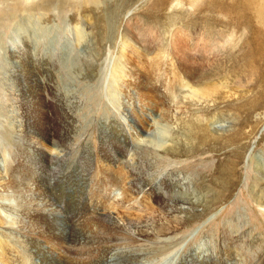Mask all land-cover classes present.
Here are the masks:
<instances>
[{"label": "rangeland", "instance_id": "374dc122", "mask_svg": "<svg viewBox=\"0 0 264 264\" xmlns=\"http://www.w3.org/2000/svg\"><path fill=\"white\" fill-rule=\"evenodd\" d=\"M263 11L261 0H0V236L7 222L12 264H264L251 190L264 165V70L250 62ZM132 43L173 56L174 44L205 43L195 86L215 95L176 111L156 81L166 102L141 92L133 70L117 74ZM126 191L132 211L118 205ZM101 200L117 214L97 217Z\"/></svg>", "mask_w": 264, "mask_h": 264}, {"label": "bare ground", "instance_id": "6f19581e", "mask_svg": "<svg viewBox=\"0 0 264 264\" xmlns=\"http://www.w3.org/2000/svg\"><path fill=\"white\" fill-rule=\"evenodd\" d=\"M48 1V0H47ZM56 1V0H55ZM85 1H89V0H85ZM92 1V0H91ZM97 0H93V3L94 2H96ZM61 2V1H60ZM259 2V1H258ZM262 2H263V0H261V6H263L262 5ZM46 3V2H45ZM41 4V3H40ZM47 4V3H46ZM67 4V3H66ZM38 5V4H37ZM59 5V4H58ZM44 6V5H43ZM47 6H51V3H49V5H47ZM47 6H45V7H47ZM54 6V5H53ZM62 6H63V4H62ZM66 5H64V7H65ZM60 7H61V4H60ZM59 8V7H58ZM70 8V7H69ZM46 9V8H45ZM264 12V11H263ZM13 15V13H10V14H8V16H12ZM260 15V14H259ZM261 17V16H260ZM139 29V28H138ZM143 29V28H142ZM256 32V31H255ZM130 34V33H129ZM256 35H258V36H260V35H262V34H257L256 33ZM129 36V35H128ZM248 39V38H247ZM143 42V41H142ZM126 43H125V47H126ZM200 45V44H199ZM198 44H194V47H193V49H188V48H186V44L185 45H179V44H174L173 46H172V48H173V50L175 51V56H173L171 53H170V51H161V49L160 48H158L157 46H152V45H148V46H145V45H143V44H139V43H132V44H130V45H128L127 46V49H129V53H130V55H131V57H130V60H129V62H128V60L125 62V63H119V66H117V74L119 75V77H123L125 74H126V76L129 74V72H130V69L131 70H133L134 72L132 73L133 75H135L136 77H135V80H136V87H137V89L138 90H140L141 92H144V93H149V94H151V96L153 97V98H157V99H160V101L163 103L164 101L166 102V100L164 99V96H162L161 98L160 97H158L159 95H158V92L157 91H155V90H153L150 86H149V81H156L158 84H159V86L161 87V88H163L164 90H165V92H166V94L168 95L166 98H167V100H168V98H170V99H172V101H173V104L175 105V109L174 110H176V111H179L180 110V104H181V102H179L180 101V99L181 100H187V99H194V100H196V101H206V100H208L209 98L211 99L212 98V96L213 95H215V91H216V86H210V85H206V86H200V87H196L195 86V84H196V82L198 81V79L201 77V75H202V69H203V66H201V63H204V59H205V57H206V55H207V49L205 48L206 46H205V43H204V45H200L199 46ZM124 47V48H125ZM123 48V47H122ZM171 48V49H172ZM208 48H209V46H208ZM250 48H254V53H253V57H251L250 58V62H253V61H255L256 59L260 62L261 61V67L263 68V70H264V42H258V43H256V44H254V45H252V47H250ZM206 49V50H205ZM123 50H126V49H123ZM189 51V53H187ZM196 51V53H194V54H196V56H197V59H195L194 58V56H192V57H190L191 56V52H195ZM124 52H126V51H124ZM210 52H211V50H210ZM212 53V52H211ZM187 54H189V55H187ZM19 56V55H18ZM210 56V55H209ZM121 57H122V55H121ZM206 60V59H205ZM260 67V68H261ZM127 68V69H126ZM127 70H129V72L127 71ZM131 73V72H130ZM129 76V75H128ZM134 78V77H133ZM130 82V81H129ZM149 82V83H148ZM131 83V82H130ZM182 92H184V94H181ZM40 112V111H39ZM178 113V112H177ZM47 136H49V135H47ZM32 140V139H31ZM42 143V142H41ZM20 145V144H19ZM120 147V146H119ZM49 148V147H48ZM38 149V148H37ZM106 150V149H105ZM41 151V150H40ZM113 151V150H112ZM110 153V152H109ZM45 154V153H44ZM47 155H49V154H47ZM112 155V154H111ZM122 155V154H121ZM113 156H115V155H113ZM41 157V156H40ZM29 159V158H28ZM27 159V160H28ZM31 159V158H30ZM49 159V158H48ZM44 163V162H43ZM37 164H38V162H37ZM108 167V166H107ZM256 168H254V171H255V178L253 179V186H252V192H253V195H254V198L256 199V202L259 204V205H262V206H264V188L263 187H261L260 185H262V186H264V165L263 164H258V166H255ZM32 168H33V166H32ZM48 169V168H47ZM112 170V169H111ZM45 171V170H44ZM50 171V170H49ZM85 172V171H84ZM118 172V171H117ZM0 173H1V177H2V173H3V171H1L0 170ZM101 173V172H100ZM109 173V172H108ZM112 173H113V171H112ZM29 174V173H28ZM43 174V173H42ZM113 175V174H112ZM5 176V175H4ZM24 176V175H23ZM52 176V175H51ZM82 176V175H81ZM102 176V175H101ZM122 176V175H121ZM121 176H118V178H117V174H116V179H117V181H121L122 180V178L123 177H121ZM24 177H26V176H24ZM48 177V176H47ZM77 177V176H76ZM107 177V176H106ZM3 178H5V177H3ZM51 178V177H50ZM101 178V177H100ZM104 178V177H103ZM112 178H114V177H112ZM114 178V179H115ZM2 179V178H1ZM9 179V178H8ZM13 179V178H12ZM164 181H163V183H165V185L166 186H168V185H170L171 184V181L170 180H167L166 178H162ZM6 180V179H5ZM4 180V181H5ZM108 180V179H107ZM3 181V182H4ZM10 182H12V181H10ZM15 182V181H14ZM21 182V181H20ZM86 182V181H85ZM5 183H7V182H5ZM16 183V182H15ZM118 183H121V182H118ZM13 184V183H12ZM36 184V183H35ZM108 184H110V183H108ZM106 185V184H105ZM124 185V184H123ZM139 185V184H138ZM257 185H258V187H259V189L260 190H256V187H257ZM3 186V185H2ZM14 186V185H13ZM19 186V185H18ZM113 186V185H112ZM122 186V185H121ZM5 187V186H4ZM10 187V186H9ZM103 188V190L102 191H104V189H106V188H104V186H102ZM115 187V186H114ZM144 187V186H143ZM176 187V186H175ZM7 188V187H6ZM12 188V187H11ZM88 188V187H87ZM95 188H96V185H95ZM94 188V189H95ZM144 188H146V186L144 187ZM144 188H142L141 190H140V192H143L144 191ZM4 189V188H3ZM9 189V188H8ZM12 189H14V188H12ZM17 189V188H16ZM91 189V188H90ZM93 189V188H92ZM100 188L98 187L97 188V190H99ZM15 190V189H14ZM82 190V189H81ZM87 190V189H86ZM112 190H114V189H112ZM148 190L149 191H153L154 190V187L152 188V187H150V188H148ZM2 191V190H1ZM0 191V192H1ZM96 191V190H95ZM100 191V190H99ZM99 191H97L95 194H96V196H97V199L99 198H101V195H100V193H99ZM125 191V190H124ZM89 192H91V191H89ZM94 192V191H93ZM127 193H126V195L128 196H124V200L122 199V201H120V202H118V205L120 206V207H122L123 209H128V208H130L133 204H131L132 203V199H133V193H132V191H131V194L128 192V191H126ZM136 192V191H135ZM134 192V193H135ZM138 192H139V190H138ZM85 193V192H84ZM108 193V192H107ZM23 194V193H22ZM82 194V193H81ZM88 194V193H87ZM95 194L93 195V196H95ZM162 194V193H161ZM165 194V193H164ZM85 195V194H84ZM92 195V194H91ZM90 195V196H91ZM151 195H153V194H151ZM164 196V195H163ZM153 197L155 198V199H157L154 195H153ZM69 198V197H68ZM146 198V197H145ZM148 198H149V196H148ZM170 198V197H169ZM182 198V197H181ZM94 199V198H93ZM106 199H108L107 198V196H106ZM110 199V198H109ZM153 199V198H152ZM165 199V198H164ZM95 200V199H94ZM137 200V199H136ZM151 200V199H150ZM160 200V199H159ZM173 200V199H172ZM135 201V200H134ZM181 201V200H180ZM179 201V202H180ZM262 201V202H261ZM93 202V201H92ZM106 202V200H104V202H103V205H104V203ZM131 202V203H130ZM137 202V201H136ZM143 202H144V200H143ZM188 202V200H182V203H187ZM96 203H98V202H96ZM165 203V202H164ZM177 203V202H176ZM41 204V203H40ZM106 204V203H105ZM116 204V203H115ZM146 204V203H145ZM155 204V203H154ZM160 204V203H159ZM161 204H163V203H161ZM102 205V200H101V204H100V206L99 205H97V206H99V208H97L98 209V211H97V217L99 216V214H100V212L101 211H104V210H109L110 211V209H114L115 208V206H111V204L110 205H105V206H103ZM114 205V204H113ZM117 205V206H118ZM151 205V204H150ZM165 205V204H164ZM39 206V205H38ZM44 206V205H43ZM42 206V207H43ZM89 206V205H88ZM111 206V207H110ZM138 206V205H137ZM147 206H148V204H147ZM163 206V205H162ZM40 207V206H39ZM46 207V206H45ZM96 207V206H95ZM164 207V206H163ZM131 208H133V206L131 207ZM130 208V209H131ZM136 208V207H135ZM134 208V209H135ZM138 208V207H137ZM147 208V207H146ZM155 208V207H154ZM165 208V207H164ZM170 208V207H169ZM38 209V208H37ZM44 209V208H43ZM122 209V213L124 214V210ZM140 209V208H139ZM115 211H116V209H114ZM113 210V211H114ZM120 209H119V207H118V211H119ZM133 209H131V211H132ZM160 210V209H159ZM164 210V209H163ZM162 210V211H163ZM38 211V210H37ZM40 211V210H39ZM44 211H47L46 210V208H45V210ZM94 211H96V210H94ZM112 211V212H113ZM114 211V212H115ZM117 211V212H118ZM128 211H129V209H128ZM140 211V210H139ZM155 211H156V209H155ZM108 212V211H107ZM120 212H121V210H120ZM134 212H136V211H134ZM160 212V211H159ZM165 212V211H164ZM164 212H162V213H164ZM41 213V212H40ZM48 213H49V211H48ZM52 214H53V212H51ZM50 213V214H51ZM103 213V212H102ZM105 213V212H104ZM116 213V212H115ZM114 213V214H115ZM143 213V212H142ZM152 213V212H151ZM161 213V214H162ZM58 214V213H57ZM61 214V213H60ZM94 213H93V216L95 215ZM106 214V213H105ZM111 214H113V213H110V215ZM117 214V213H116ZM128 214H129V212H128ZM127 213H126V215L127 216H130V215H128ZM135 214H137V213H134V215L133 216H135ZM139 214V213H138ZM155 214V213H154ZM156 214H159V213H156ZM165 214V213H164ZM173 214V213H172ZM179 214V213H178ZM181 214V213H180ZM59 215V214H58ZM88 215V214H87ZM119 215H120V213H119ZM145 215V214H144ZM149 215V214H148ZM160 215V214H159ZM166 215V214H165ZM164 215V216H165ZM175 215H177V214H175ZM2 216V215H1ZM93 216H92V220H93ZM114 216V215H113ZM117 216V215H116ZM163 216V215H162ZM169 216H171V217H173L172 215H169ZM42 217V216H41ZM49 217V216H48ZM55 217V216H54ZM100 217H102V215L100 216ZM106 217H107V215H106ZM117 217H120V216H117ZM166 217V216H165ZM164 217V218H165ZM1 218V217H0ZM50 218V217H49ZM46 219H47V217H46ZM85 219V218H84ZM106 219H110V218H106ZM177 219V218H176ZM92 220H89V221H91L92 222ZM152 220V219H151ZM156 220V219H155ZM161 220V219H160ZM165 220H167L166 218H165ZM185 220V219H184ZM183 220V221H184ZM58 221V220H57ZM63 221V220H62ZM129 221V220H128ZM178 221V220H177ZM51 222V221H50ZM61 222V221H60ZM95 222H97L98 223V221L96 220ZM100 222V221H99ZM115 222V221H114ZM117 222V221H116ZM115 222V224H117ZM123 222V221H122ZM131 222V221H130ZM154 222V221H153ZM152 222V223H153ZM68 223V222H67ZM83 223H85V222H83ZM87 223H88V221H86V223H85V225H87ZM92 223H94V222H92ZM96 223V225H98ZM104 223V222H103ZM133 223V222H132ZM155 223V222H154ZM162 223H164L163 221H162ZM175 223H176V221H175ZM181 223H183V222H181ZM180 223V224H181ZM2 224V222L0 223V225ZM6 224H7V222H6ZM5 224V225H6ZM60 224V223H59ZM89 224H90V222H89ZM125 224V223H124ZM155 224H157V223H155ZM3 225V224H2ZM5 225L3 226V228L5 229V231H4V233H3V235H2V237L0 236V260H1V263L2 264H12V261H14V260H16V259H14V254H16V252H18L19 251V248H16L15 247V245H14V242H13V240L11 239V237L9 236V234H8V230L10 229V228H8V227H5ZM94 225H95V223H94ZM95 225V226H96ZM114 225V224H113ZM129 225V224H128ZM164 225V224H163ZM166 225V224H165ZM175 225V224H174ZM179 225V224H178ZM42 226V225H41ZM99 226V225H98ZM98 226H97V228H98ZM102 226L103 225H101V229H102ZM108 226V225H107ZM112 226V225H111ZM169 227H170V225H168ZM172 226H173V224H172ZM2 227V226H1ZM120 227V226H119ZM134 227H136V226H134ZM148 227V226H147ZM164 227V226H163ZM176 227V226H175ZM66 228V227H65ZM96 228V227H95ZM107 228V227H106ZM105 228V229H106ZM128 228V227H127ZM130 228V227H129ZM172 228V227H171ZM8 229V230H7ZM41 229V228H40ZM60 229H61V227H60ZM63 229V228H62ZM100 229V228H99ZM113 229H116V228H114L113 227ZM118 229H120V228H118ZM126 229V228H125ZM135 229V228H134ZM143 229V228H142ZM175 229V228H174ZM229 229V228H228ZM52 230V229H51ZM63 231V230H62ZM61 231V232H62ZM99 231V230H98ZM102 231V230H101ZM107 231V230H106ZM105 230H104V232H106ZM111 231H112V229H111ZM119 231H121V230H119ZM145 231V230H144ZM163 231V230H162ZM171 231V230H170ZM48 232V231H47ZM89 232V231H88ZM100 232V231H99ZM110 232V231H109ZM118 232V231H117ZM143 232V231H142ZM54 233V232H53ZM52 233V234H53ZM56 233V232H55ZM54 233V234H55ZM60 233V232H59ZM110 233H113V232H110ZM141 233V232H140ZM63 235H64V233H62ZM97 234H99V233H97ZM132 234V233H131ZM138 234V233H137ZM229 234V233H228ZM66 235V234H65ZM64 235V236H65ZM107 235H109V234H107ZM111 235V234H110ZM169 235V234H168ZM56 236V235H55ZM54 236V237H55ZM78 236V235H77ZM95 236V235H94ZM104 236H106V235H104ZM113 236V235H112ZM112 236H111V238H112ZM151 236V235H150ZM162 236V235H161ZM91 237V236H90ZM99 237V236H98ZM117 237V236H116ZM140 237V236H139ZM75 238H77V237H75ZM79 238H80V236H79ZM83 238V237H82ZM103 238V237H102ZM101 238V239H102ZM105 238V237H104ZM62 239V238H61ZM81 239V238H80ZM85 239H87V238H85ZM93 239V238H92ZM99 239V238H98ZM114 239L116 240V238L114 237ZM142 239V238H141ZM100 240V239H99ZM103 240V239H102ZM147 240V239H146ZM150 240V239H149ZM153 239H151L150 241H152ZM57 241V240H56ZM62 241V240H61ZM90 241V240H89ZM93 241H95V240H93ZM97 242H99L98 240H96ZM148 241V240H147ZM155 241V240H154ZM162 241V240H161ZM77 242V241H76ZM85 242H86V240H85ZM102 242V241H101ZM100 242V243H101ZM106 242H109V241H106ZM113 242V241H112ZM64 242H62V244H63ZM87 243V242H86ZM90 243V242H89ZM89 243H87L88 245H90ZM104 243V242H103ZM110 243V242H109ZM114 243H115V241H114ZM153 243V242H152ZM156 243V242H155ZM71 244H73V243H71ZM81 244V243H80ZM83 244V243H82ZM91 244H92V242H91ZM102 244V243H101ZM65 245V244H64ZM112 245V244H111ZM58 246V245H57ZM82 246V245H81ZM91 246V245H90ZM93 246H96V245H94L93 244ZM99 245H97V247H98ZM239 247V246H238ZM23 248H24V246H23ZM65 248H66V246H65ZM70 248H71V246H70ZM88 248H89V246H88ZM95 248V247H94ZM229 248H230V246H229ZM32 249V248H31ZM34 249V248H33ZM61 249V248H60ZM72 249V248H71ZM73 249H76V248H73ZM82 249V248H81ZM84 249V248H83ZM85 249H86V246H85ZM84 249V250H85ZM91 249V248H90ZM28 250H29V248H28ZM68 250V249H67ZM83 250V251H84ZM92 250V249H91ZM90 250V251H91ZM94 250V249H93ZM27 251V250H26ZM29 251H31V250H29ZM66 251V250H65ZM64 251V252H65ZM35 252V251H34ZM67 252V251H66ZM86 252V251H85ZM89 251H87V253H88ZM61 253V252H60ZM89 254V253H88ZM92 254H94V253H92ZM48 255V254H47ZM37 256V255H36ZM197 256V255H196ZM175 258H176V256H175ZM196 258L197 257H195L194 255H191V256H189V261H188V264H197V260H196ZM14 259V260H13ZM26 259V258H25ZM49 259V258H48ZM62 259V258H61ZM187 259V260H188ZM82 260V259H81ZM81 260H80V262H81ZM33 261H35V260H33ZM43 261V260H42ZM46 261V260H45ZM83 261V260H82ZM169 261V260H168ZM25 262V261H24ZM41 262V261H40ZM135 262V261H134ZM23 263V262H22ZM25 263H28V262H25ZM46 263V262H45ZM44 263V264H45ZM53 263V262H52ZM55 263V262H54ZM61 263V262H60ZM73 263V262H72ZM77 263V262H76ZM133 263V262H132ZM165 263V262H164ZM21 264V263H20ZM63 264V263H62ZM135 264V263H134Z\"/></svg>", "mask_w": 264, "mask_h": 264}]
</instances>
